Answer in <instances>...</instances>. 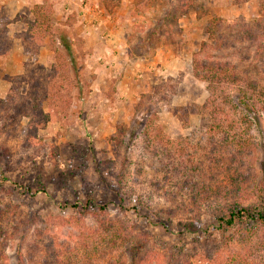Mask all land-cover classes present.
I'll use <instances>...</instances> for the list:
<instances>
[{
  "label": "rangeland",
  "instance_id": "374dc122",
  "mask_svg": "<svg viewBox=\"0 0 264 264\" xmlns=\"http://www.w3.org/2000/svg\"><path fill=\"white\" fill-rule=\"evenodd\" d=\"M178 2L39 3L52 8V33H44L43 29L35 33L29 41L30 55H25L22 74L11 77H17L13 83L6 80L10 89L0 97V225L8 228L6 238L0 235V247L8 264H110L117 260L130 264L137 257L134 250L143 241L154 251L173 255L179 261L209 264L213 247L205 230L215 223V211L224 203L256 202L258 188L264 185V115L252 121L253 149L249 156L229 166L228 171L211 166L202 157L204 140L200 132L208 84L194 76L193 60L197 56L201 60L238 62V70L246 78L257 79L264 87V48L256 60L257 45L240 40L235 27L228 29L233 24L242 27L240 20L261 21L264 0H196V7L187 15H179ZM20 18L25 29L9 35L2 25L0 41L20 38L23 44L21 34L27 32L26 21L33 17ZM217 20L220 26H216ZM64 22L70 24L66 30H72L78 39L75 49L78 46L79 78L69 73V79L62 80L57 73L53 85L44 82L43 76L57 66L50 42L63 53L53 34L55 26ZM208 28L218 37L228 38L233 47L219 49L212 45ZM203 44L213 47L204 49ZM43 45L51 55V64L50 59L39 63ZM37 80L40 83L36 86ZM215 88L221 95L234 96L241 91L226 84ZM44 89L51 90L48 99L41 95ZM55 94L58 98L53 99ZM25 102H41L46 114L40 127L34 119L35 135L28 132L29 141L24 128L30 119L15 109ZM154 116L156 125L171 141L163 145L172 158L163 162L171 167L173 160L177 167L191 158L193 164L185 174L195 188L164 185L161 181L165 168L144 148L141 133L142 125ZM121 130L127 131L122 134ZM237 168L239 175L233 173ZM232 174L241 186L238 195L225 197L222 193L218 199L205 201L197 198L196 184L206 180L214 188L228 190ZM91 201L97 208L106 205L103 218L121 222L127 240L116 247L97 245L72 254L76 247L72 237L91 236L97 227L99 217L77 214ZM41 220L40 226H47L49 231L40 239L43 249L29 260L33 230ZM16 224L18 230L12 229ZM146 234L150 240H146ZM50 243L54 245L50 247ZM229 246L248 255L251 261L264 264V228L248 241Z\"/></svg>",
  "mask_w": 264,
  "mask_h": 264
},
{
  "label": "trees",
  "instance_id": "16d2710c",
  "mask_svg": "<svg viewBox=\"0 0 264 264\" xmlns=\"http://www.w3.org/2000/svg\"><path fill=\"white\" fill-rule=\"evenodd\" d=\"M179 6L177 7L179 15H187L191 10L196 7V0H180ZM33 17L32 21L27 20L28 30L21 34L23 40L24 54H29V41L33 39L35 33L43 29L44 33H52L53 23L51 22L52 8L44 4H37L31 10ZM177 17V16H176ZM264 6L261 10V21L248 23L240 20L242 27L236 24L231 25L228 29H233L237 32V37L240 40L251 41L256 44V51L254 58L260 59L261 52L264 48ZM216 26H220L221 21L217 20ZM70 24L68 22L60 23L59 26H55L54 40L57 41L58 46L62 50V54L54 46V42H50V48L55 54V64L52 66V71L43 76L44 82L52 83L54 85V79L57 73L62 80L69 79V73L79 78L77 69V57L78 54L75 46L77 45L78 39L72 33V30H66ZM68 31V32H67ZM211 28H208V35L212 41V45L217 46L219 49H229L232 44L228 43V38L218 37ZM211 33V34H210ZM2 40V38H0ZM28 43V44H26ZM12 42L10 40L0 41V56L7 55L11 49ZM212 45L203 44V48ZM41 43L37 45L32 51L33 55L37 54ZM233 47V46H232ZM193 60V74L194 76L208 84L209 97L202 106V114L205 117L203 121V127L200 131L202 133V139L204 140V147H202V157L208 161L211 166L225 167L228 171V167L234 163H241L242 159H245L251 153L253 149V141L251 137V125L252 121L257 115H264V87L260 86V82L257 79L246 78L245 73L238 70L239 63L231 60L227 61H209L197 59ZM264 63V61H263ZM262 71V70H261ZM263 72V71H262ZM22 77V76H21ZM17 78V77H16ZM16 78L6 76L5 80L13 83ZM54 78V79H53ZM69 81V80H68ZM39 81H36V86L39 85ZM231 85L238 88L239 91L234 96L229 94L221 95L215 88L216 85ZM245 85V86H244ZM244 90V91H243ZM51 92V90H50ZM44 89L41 94L42 97L48 99L49 93ZM40 95V96H41ZM52 98H58V94L52 95ZM19 112L24 113L26 118H29V124L24 131L27 130L26 140H30L31 135L28 132L33 133L36 128H33L34 119L40 122L38 126H42L43 120L46 118V114L41 109V102L33 105L25 102L21 106H16ZM157 117L146 121L142 128L143 142L145 143L144 148L149 151L153 158L157 159V163L161 164L165 168L164 176L162 180L164 185L170 183L171 185L192 186V181L186 179V171L188 167H191L193 160L191 158L182 160V166L175 167L172 164L171 167L166 165L163 161L165 158H170L169 150L166 152V146L164 143H171L167 140L162 128L156 125ZM127 130H121L124 134ZM172 158V157H171ZM170 158V159H171ZM240 168L234 169L233 173L239 175ZM188 171H190L188 169ZM119 180V178H117ZM231 182L226 186L228 190H223L221 186L214 188L206 180L197 185V198L203 201L210 197L217 198L223 193L226 197L228 194L236 193L237 195L241 192V186L237 181V177H230ZM6 182V180H2ZM119 182V181H118ZM1 183V181H0ZM192 188V189H193ZM264 185L258 188L256 202L242 205V203H232L228 205L224 203L219 210L215 211L214 220L215 223L211 224L208 229L205 230V235L212 243V253L210 256L209 264H257L251 261L248 255H242L236 252L229 245L237 242L248 241L255 236L260 229L264 228ZM91 203V204H90ZM106 210V205L95 206L92 201L85 205L83 208L77 210V214L81 216H93L99 217L96 221V228H93L91 236L88 234H81L72 237V241L75 243V249L73 251L90 250L95 249L97 245H104L107 247H116L121 241L126 239V228L116 219L110 217L103 218ZM74 221V219H73ZM34 228V239L30 247V259H34L38 252L43 249L40 246V239L45 233L49 231L47 226L41 227L40 224ZM79 222V220L75 221ZM16 227L12 229L18 230ZM0 235L4 238L8 235V228L0 225ZM2 237V236H1ZM146 240H150V236L146 234ZM240 238V240H238ZM147 242L143 241L142 244H138L134 253L137 254L136 258H133L130 264H190L186 260H178L173 255L165 256L160 252L154 251L147 247ZM54 244L50 243V247ZM142 245V248L138 247ZM69 249V248H68ZM53 252H57L58 249L51 248ZM47 250L44 251V254ZM251 257V256H250ZM39 263V262H37ZM57 263V262H56ZM0 264H8L7 256L3 247H0ZM23 264V262H21ZM110 264H120L116 262H110ZM123 264V263H121Z\"/></svg>",
  "mask_w": 264,
  "mask_h": 264
},
{
  "label": "crops",
  "instance_id": "0c3cea01",
  "mask_svg": "<svg viewBox=\"0 0 264 264\" xmlns=\"http://www.w3.org/2000/svg\"><path fill=\"white\" fill-rule=\"evenodd\" d=\"M43 0H0V27L3 25L8 29V34L20 33L25 29V24L21 16L29 18L34 5ZM13 32V33H11ZM41 56L43 58H41ZM46 57V58H45ZM39 63L41 59L52 63L51 55L43 45L38 55ZM27 57L24 54V47L20 38H12V47L7 55L0 56V97H4L10 89V84L5 77H13L22 74L24 63ZM48 64V63H47Z\"/></svg>",
  "mask_w": 264,
  "mask_h": 264
}]
</instances>
